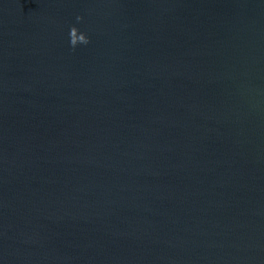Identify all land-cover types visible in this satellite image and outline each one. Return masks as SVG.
Wrapping results in <instances>:
<instances>
[{
  "label": "water",
  "instance_id": "95a60500",
  "mask_svg": "<svg viewBox=\"0 0 264 264\" xmlns=\"http://www.w3.org/2000/svg\"><path fill=\"white\" fill-rule=\"evenodd\" d=\"M0 264H264V0H0Z\"/></svg>",
  "mask_w": 264,
  "mask_h": 264
}]
</instances>
